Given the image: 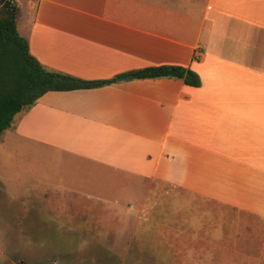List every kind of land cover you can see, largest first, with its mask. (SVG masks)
Here are the masks:
<instances>
[{"label": "crops", "instance_id": "crops-1", "mask_svg": "<svg viewBox=\"0 0 264 264\" xmlns=\"http://www.w3.org/2000/svg\"><path fill=\"white\" fill-rule=\"evenodd\" d=\"M12 1L16 30L47 71L116 81L49 91L17 113L0 134V179L15 149L39 147L62 166L58 185L45 180L52 206L85 188L128 183V198L144 180L169 182L225 208L237 220L233 248L243 254L251 239L263 264L264 0ZM164 65L189 69L199 86L118 80Z\"/></svg>", "mask_w": 264, "mask_h": 264}, {"label": "rangeland", "instance_id": "rangeland-1", "mask_svg": "<svg viewBox=\"0 0 264 264\" xmlns=\"http://www.w3.org/2000/svg\"><path fill=\"white\" fill-rule=\"evenodd\" d=\"M6 162L9 177L0 179V264H253L251 239L241 245L243 254L233 248L237 220L186 189L144 180L139 197L125 198L128 183H118L113 193L85 188L52 206L42 198L43 190L51 191L45 180L61 181L55 157L39 147H31L29 155L17 148ZM28 165L37 167L30 168L34 179L23 175Z\"/></svg>", "mask_w": 264, "mask_h": 264}, {"label": "trees", "instance_id": "trees-1", "mask_svg": "<svg viewBox=\"0 0 264 264\" xmlns=\"http://www.w3.org/2000/svg\"><path fill=\"white\" fill-rule=\"evenodd\" d=\"M5 16L0 18V134L11 126L13 117L30 108L44 93L86 90L116 81H87L47 71L29 54L28 45L15 26L17 7L13 1L0 0ZM130 79H181L189 86H199L195 73L180 66H155L126 73Z\"/></svg>", "mask_w": 264, "mask_h": 264}, {"label": "water", "instance_id": "water-1", "mask_svg": "<svg viewBox=\"0 0 264 264\" xmlns=\"http://www.w3.org/2000/svg\"><path fill=\"white\" fill-rule=\"evenodd\" d=\"M127 78H129V75H124V76L118 77V80H119V81H120V80H125V79H127Z\"/></svg>", "mask_w": 264, "mask_h": 264}, {"label": "built area", "instance_id": "built-area-1", "mask_svg": "<svg viewBox=\"0 0 264 264\" xmlns=\"http://www.w3.org/2000/svg\"><path fill=\"white\" fill-rule=\"evenodd\" d=\"M10 1H12V0H10Z\"/></svg>", "mask_w": 264, "mask_h": 264}]
</instances>
